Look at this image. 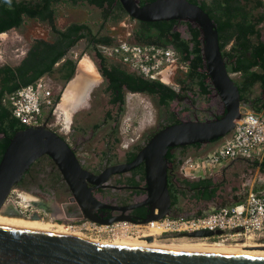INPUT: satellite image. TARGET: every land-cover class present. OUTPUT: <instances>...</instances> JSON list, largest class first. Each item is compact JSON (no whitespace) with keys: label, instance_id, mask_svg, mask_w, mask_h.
<instances>
[{"label":"water","instance_id":"obj_1","mask_svg":"<svg viewBox=\"0 0 264 264\" xmlns=\"http://www.w3.org/2000/svg\"><path fill=\"white\" fill-rule=\"evenodd\" d=\"M119 1L126 13L134 19L145 21L177 19L195 22L199 26L203 40L202 59L208 75L223 99V113L216 117L195 116L166 124L150 136L130 163L108 166L99 174L84 169L70 145L45 123L23 126L9 137V142L0 157V206L14 184L42 155H48L56 163L75 197L82 205L89 206L93 204L94 198L86 179L100 183L110 172L122 167H132L143 160L148 201L152 210L156 208L158 213L149 214L142 221L161 218L170 204L165 158L168 148L196 142L205 144L225 137L233 129L234 120L240 117V91L227 71L219 47L216 24L207 12L188 0H150L143 4L140 0ZM0 214L23 216L19 213L8 214L1 211ZM29 217L40 218L36 213ZM88 218L96 220L93 217ZM125 219L128 220L115 217L98 219V222L111 223L114 220ZM216 232L220 233L219 230ZM211 234L213 231L204 229L187 233L190 236ZM261 241L264 242V237ZM0 264H264V255L114 245L84 236L32 230L0 223Z\"/></svg>","mask_w":264,"mask_h":264},{"label":"flooded vegetation","instance_id":"obj_2","mask_svg":"<svg viewBox=\"0 0 264 264\" xmlns=\"http://www.w3.org/2000/svg\"><path fill=\"white\" fill-rule=\"evenodd\" d=\"M146 1H150V0H140V3L143 4ZM188 1L198 4L207 13L208 11H206L202 7V2H204L205 4H208L209 7L213 6L212 0H188ZM240 1L241 3L242 2L244 3L245 9L250 11L251 14L254 15L255 17H257V15L264 14V0H240ZM79 3H81L82 5L86 4V5L91 6L88 9V12H86L85 14L89 13L93 8H97L95 5L88 3L86 0H83L82 2H77V3H72L70 1L61 0L53 4L55 7V17H54L53 25H51L48 22V20H39L37 18H31L25 15L23 16L22 21L18 25L10 27V28H16L20 30L21 28H27L25 27V25H27L28 22H32L33 23L32 27L34 26V28L31 27L28 30L30 35L25 34L26 36L25 44L23 45L24 52L20 56V58L22 59V57L26 54L30 45L36 39H40V38L48 39L47 37L41 35V29H46V28L39 27L38 25L35 24L36 22L45 21L48 24L50 31L53 33V36L48 40H52V38L55 36V32H53L52 26H55L58 29H63L71 22H83L87 24L92 30L91 24L87 21V19H84L83 16L74 17L67 23L64 21L63 22L60 21V20H63L64 18L63 17L64 11L60 12L61 9L58 6L59 4H63L64 6H66V4L74 5V4H79ZM98 10H99V15H98L97 21L99 23V27L97 28V31L105 25V22L108 24H111L112 22V24H114V22L120 21V19L114 20L113 18L104 19L102 17L101 10L100 9ZM57 17L59 20V24H57ZM123 17L124 18L127 17L129 20L134 21L133 24L127 27L128 34L126 35L125 38L126 40L135 41L132 36V31H133L136 21L139 19H134L131 16H129L127 13ZM254 25H255V28L258 29V32H259V35H258L259 41H262L264 43V17H262V19L259 20V22L255 23ZM10 28L0 32V34L4 33ZM110 28L111 27L106 26L105 31L103 32H101L100 30L99 32L92 30V32L96 33L98 36L99 35H109L110 37H112L114 41L116 40L117 37L114 34V29H110ZM172 30H178L180 33V36L188 40V43L190 46L198 45L199 46L198 53L202 59L201 46H202L203 40H202L200 28L197 24H195V22L175 19V23L172 27ZM194 34H196L195 39H193ZM251 37L256 38L255 34H251ZM82 38H85V37H82ZM258 38H256V40ZM119 40H122V39H119ZM90 44L93 45L92 42H90ZM195 56H196L195 53L190 54V57H195ZM66 57L68 56H66L65 54V56L56 63V65L60 64ZM20 58L14 63H9L5 61V62H1L0 65H3L5 63H8L10 65L18 64L21 60ZM178 58H179V55L177 52H175V59L172 63H175L176 60L179 61ZM97 62H98V65H96V69L99 74L98 79L94 83L90 82L87 84V86L85 87V95H84L85 98L83 97L84 102L78 108L74 109V111L78 110L79 108L81 111L85 110L84 116L86 117L92 115L93 113H96V110L99 111L100 113L99 120L97 121L95 119L92 123H90L93 126L90 129V135H92L95 127H98V125L106 123L109 120H112L113 121L112 125H115L116 122L118 121L119 111H121L123 108L124 94L126 92H137V91H131L125 85H122L121 87L122 96H119V93H120L119 89L109 88L110 80L104 74L102 68L104 65H107V64H111V63L115 64V63L121 62L119 59L118 60L111 59L110 61L109 60L107 61L106 56H105V62H102L100 58H99V61ZM123 64L127 66L128 69L134 70L130 68L128 65H126L125 63ZM183 64L185 66V71H186L187 69L186 65L185 63ZM225 64H226V68L230 76L235 81H237V78H235L236 76L233 77V75L231 74L232 72L229 71L228 69L229 64L226 63V61H225ZM200 70L203 72L207 91H203L201 89V87L198 84L197 77L193 78L194 82L197 84V98H193L188 93H180V91H182L183 88H181L180 91H177V95L173 99L169 100L167 104H169L171 101H175V103H182V106L180 105L181 107L179 106V108L171 107L170 109L167 108L164 110V114H163L165 118L164 125L177 122L181 119L194 118L195 116L199 118L216 117V116H220L223 113V108H224L223 99L221 98L215 85L213 84L211 77L208 75L206 65L203 59H202V63L200 66ZM185 71L183 75L185 74ZM73 74H75V68H74ZM252 88H251V91L253 92ZM263 91H264V88H261V91L255 95H253L251 92L250 98H254V99L262 98ZM53 99L55 101V98ZM167 104L165 105L167 106ZM92 106H94V108ZM71 116L72 117L69 118V126L72 122L74 123L73 121L74 115H71ZM42 123H45L47 126H49L46 118H42V117L40 118L39 124H42ZM160 128L161 126L157 127L153 132L147 135L145 139H143V142L141 144H135V145L133 144L131 145L130 148L122 150L121 153H118L117 151L114 150V154H110L107 150H102L101 153L104 154L105 159H103V162H99L98 164H96V166H91V167L82 164L78 158L77 147H78V137L79 136H77V134L74 136V134L71 133L72 132L71 129H68V131L71 133L70 134L71 139L67 138L63 133L59 131H56V132L59 133L63 137V139L70 145V147L74 150L76 157L78 158L81 166L84 169L90 171L93 174H99L104 169H106V167L108 166L130 163L134 159L136 154L138 153L139 149L150 138V136L156 130ZM80 137L84 138V135H81ZM74 139H77V140L72 141ZM178 146H183V145H175L172 147H176L175 148L176 150L171 149V153L174 154L176 159H178L176 157V153L178 152L177 149H181ZM119 154H122V155H119ZM113 156H114V159L112 158ZM39 158H41V156ZM39 158H37L35 161L39 160ZM165 158H166V155H165ZM239 158L250 160V158H253V157H239ZM50 160L55 165L54 166L55 172L51 171L49 174L50 176L46 178L47 180H43V182L39 183L38 181H36L35 174L34 175L32 174L31 172L32 169L30 170V168H28V170L24 172L20 180L13 186L14 188L18 185L22 187V186H25V184H34L36 185L38 189H40L38 190L40 192L36 191L34 193L35 194L33 196L34 198L32 197L33 198L32 201H30L27 204L28 207L23 209L18 201L14 202L12 199H9L7 197L6 200L3 202V204L0 206L1 212L8 213V214L19 213L20 215H23L22 216L23 218H30L29 217L30 215H32L33 213H36L38 214V216H40L38 221L50 220L52 223H55V224L64 223L68 225L77 224L79 223V220H82V219H86V218L90 219L88 217H93L94 219H96L94 221H97V222H98V219L105 220V219H111L115 217H123V218H127L128 221L140 222L147 215L158 213V210L156 208L152 210L151 204L148 201L149 195H148V190H147V182L145 178V164L143 160L138 162L136 165L132 167H122L121 169L110 172L107 178L100 183H94L86 179L87 186L90 188L91 195L94 198V202L90 206L86 204L82 205L80 203V201L73 194V191L69 187L66 180L63 178L56 163L51 158ZM172 167L174 168L173 170H175L177 174L183 175L181 172L180 166L175 165L172 161H169V162L167 161V178H168V173L172 172ZM179 167H180V170H179ZM224 172L225 171L222 172L223 176L225 175ZM223 176L218 181L220 183L219 187L222 185L220 181L223 180ZM238 188L240 190H244L245 184L244 183L240 184ZM218 189L216 190L215 196H213L212 198H201V199H198L196 196H191V195L183 196L179 193L177 197L175 198V200H173L171 193L169 191L170 204H169L167 211L162 217L167 216L170 218H178L181 216L187 217V216L196 215L197 213L200 214L212 207H215V208L218 207L219 204H225L228 202L231 203L240 196V194L232 193V192H228L226 193V195H222L223 192L218 193ZM233 189H236V187H233ZM255 189L257 191H260V192L262 191V193H264V182L256 181ZM10 194H11V191L9 195ZM27 199L28 198H26L25 200ZM0 223L7 224V225H13V226L23 224V222H21L17 217L2 216V215H0ZM169 236L183 237V236H186V234L182 231L162 234L160 235V237H167V238H164V239L160 238L159 241L162 242L161 239L163 240L174 239V238H168ZM153 239L154 238L152 237V240ZM130 240L136 241L135 239H130ZM136 243L138 242L136 241ZM162 243H165V242H162ZM178 243H168V244H177V245L181 244L182 245L181 248L184 251H187V250L191 251L189 249L194 248V246H202V245L189 244L187 241H180ZM215 246L223 247L224 245L216 244Z\"/></svg>","mask_w":264,"mask_h":264},{"label":"trees","instance_id":"obj_3","mask_svg":"<svg viewBox=\"0 0 264 264\" xmlns=\"http://www.w3.org/2000/svg\"><path fill=\"white\" fill-rule=\"evenodd\" d=\"M59 1L61 0H0V32L18 25L25 15L39 20H48L53 25L55 17L53 4ZM63 1L77 3L83 0ZM86 1L98 7L104 19L113 18L114 20H119L126 15L119 0ZM212 1V7H209L204 2H202V7L208 11L216 23L221 53L226 63L229 64V71L239 73V79L235 82L240 91L241 99L250 103V107L255 111H259L264 107V91L263 97L260 99L250 98V95L252 92L251 88L255 83L264 88V43L259 41V32L254 25L264 17V14L255 17L250 11L245 9L244 3H241L240 0ZM174 23L175 19L137 20L132 36L135 42L141 44L172 47L179 55V62L185 63L187 68L185 74L179 78V81L183 84L186 80H192L197 77L201 89L207 91L204 75L200 70L202 59L198 53L199 46H190L188 40L182 38L178 30H172ZM52 28L53 32H55L52 40L36 39L18 64L10 65L5 63L0 65V157L9 142V137L17 129L24 126L12 115L6 99L7 95L18 87L35 81L45 73L50 74L56 68L60 72V78L68 80L72 77L75 68V60L73 58L66 57L58 66L56 63L82 37L93 43L96 55L102 62H105V56L97 48V45H110L113 43L112 37L109 35L98 36L83 22H71L63 29H58L55 26H52ZM251 34H255L258 39L252 38ZM195 35L193 39L196 38ZM191 53H195L196 56L190 57ZM102 70L110 80L109 88L119 89V96H122V85H125L131 91L154 94L158 97V101L161 104H167L169 100L177 95V90L172 85L157 78L145 77L136 70L128 69L121 62L104 65ZM58 98L59 96L56 95L55 99ZM188 146L198 148L201 143L196 142L178 147L185 149ZM175 148H168L166 160L168 162L172 161L179 166L182 159H176L174 154L171 153V149ZM44 158H47L52 166H55L47 155H43L30 165L31 172L33 170L35 173L39 171L40 168H35L34 166H40L38 163L41 162L40 159ZM255 162L264 168V157L260 161L255 158ZM173 169L172 167V172L168 173L167 178L168 189L173 200L179 193L183 196H196L198 199L215 196L220 183L214 180L211 175L192 178L179 175ZM34 172H32L33 175L35 174Z\"/></svg>","mask_w":264,"mask_h":264},{"label":"rangeland","instance_id":"obj_4","mask_svg":"<svg viewBox=\"0 0 264 264\" xmlns=\"http://www.w3.org/2000/svg\"><path fill=\"white\" fill-rule=\"evenodd\" d=\"M61 11H64V18L60 20L61 22H68L74 17L83 16L84 19L91 24L92 30L97 31L99 27V23L97 21L99 15V8H93L89 13L88 9L91 7L89 5H82L79 4H70L64 6L63 4L58 5ZM78 12V13H77ZM75 13V14H74ZM74 14V15H73ZM80 18V17H79ZM134 21L129 20L127 17L120 19V21L114 22V24H108L105 22V25L99 29L101 32L105 31L106 26L111 27L110 29H114V34L118 38L113 41V43H117L122 39L126 40V35L128 34V28ZM41 28V35L50 39L53 36V33L50 31L48 24L45 21L36 22ZM57 24H59V20L57 17ZM33 25L32 22H28L25 27L21 28L20 30L16 28H10L9 30L5 31L4 33L0 34V63L1 62H9L14 63L17 61L20 56L23 54V45L25 44V34L30 35L28 32L29 28ZM34 28V26L32 27ZM99 30L97 32H99ZM130 41V40H127ZM132 41V40H131ZM97 48L102 52L103 55L106 56L107 61L111 59L118 60L117 57L109 54L107 50H103L101 45H97ZM89 57L96 65H98L99 57L96 55V49L90 42L87 41L85 38L79 39L66 53V56L71 57L75 60L76 64L78 60L82 56ZM92 63V64H93ZM58 66V65H57ZM94 66V65H93ZM95 68V67H94ZM57 69V68H56ZM54 70L50 74L45 73L43 77L47 80L51 91L52 97L56 98V95L59 96L58 99H55V104L53 106H42V118H46L47 123L51 129L54 131H59L63 133L67 138L71 139L70 134L73 133L74 136L77 134L78 137V147L77 153L78 158L82 164L86 166H96L99 162H103L104 154L101 153L102 150H107L110 154H114V150L118 153H121L122 150L130 148L131 145L141 144L143 139L151 132H153L157 127L162 126L165 123V118L163 116L165 109L172 108H179L182 106V103H175V101H171L167 106L165 104H161L158 101V97L154 94H150L147 92H126L124 94V103L123 108L119 111L118 121L115 125H112V120H109L106 123L98 125L93 130L92 135H90V129L93 127L90 123H92L95 119L98 121L100 118L99 111L96 110V113L86 117L85 110L81 111L80 108L71 112V115H74L73 121L69 126V119H66L62 109L58 108V103L60 102V98L62 96V92L65 89L67 83L70 81L64 80L60 78V72ZM96 69V68H95ZM185 71V66L182 62L175 61L169 65L162 73L164 82L172 85L177 91L180 93H188L193 98H197V84L194 80H186L183 84L179 81V78L182 77ZM76 73V70H75ZM234 76L233 73H231ZM75 74L72 76L74 77ZM169 75V76H168ZM99 74L96 73V77L98 79ZM71 77V80L73 79ZM90 77V76H89ZM171 77V79H170ZM85 78V77H80ZM237 78V76L235 77ZM181 86V87H180ZM252 94L255 95L261 91V87L258 83H255L252 88ZM99 104V102H98ZM180 106V107H181ZM94 108V106H92ZM253 110L250 107L248 102L241 101V111L243 110ZM72 117V116H70ZM66 119V120H65ZM73 128V129H72ZM71 129V133L68 131ZM84 135V138L80 137ZM74 139L72 141H75ZM176 150V149H175ZM176 157L182 159L180 163V167L183 161L188 157H193L191 155L193 152L190 147H186L185 149H177ZM122 155V154H119ZM114 159V156L112 157ZM257 159V158H256ZM102 160V161H101ZM233 160V159H232ZM231 161V160H230ZM225 163L222 168L218 170L212 171L206 175H211L214 180L219 181L223 176V171H225V177L223 176V180L220 182L222 185L218 189V193H222V195H226L228 192L240 194V198L245 195V193L249 190H255V183L256 181H263L264 182V168H260L258 163L255 162V158H250V160L241 159V158H234L233 161ZM258 161H260L258 159ZM40 166H34L35 168H40L37 173H35L36 181L43 182V180H47L46 178L50 176V172L54 171L55 168L49 162L47 158L41 160L38 163ZM37 164V165H38ZM179 167V170H180ZM38 170V169H37ZM244 183L245 188L244 190H240L238 186ZM236 187V189H233ZM36 185L34 184H25V186L20 187L19 185L14 187L11 190V194L8 196L9 199H12L14 202H19L23 209L27 208V204L32 201V196H34L35 192L38 191ZM221 191V192H220ZM260 192V191H257ZM217 193V194H218ZM262 193V191L260 192ZM30 194V195H29ZM264 195V193H262ZM24 198H28L25 200ZM225 203V204H229ZM224 204H219V206ZM47 222V220H45ZM54 227V226H53ZM85 234V233H84ZM87 237V236H84ZM160 238H167V237H160ZM89 238V237H88ZM168 238H174L170 240H162L165 243H178L180 241H187L189 244L194 243V241L198 239V241L213 243V242H221L226 245H235L237 243L249 242L252 241L253 243H259L261 239H248L244 240H230L227 239L225 241L214 240L213 238L203 239V238H190V237H176V236H169ZM178 238V239H177ZM111 238L109 237H102L99 241H108L110 242ZM134 239V237L125 238L124 240ZM123 240V239H122ZM119 241V240H118ZM135 242V241H134Z\"/></svg>","mask_w":264,"mask_h":264},{"label":"built area","instance_id":"obj_5","mask_svg":"<svg viewBox=\"0 0 264 264\" xmlns=\"http://www.w3.org/2000/svg\"><path fill=\"white\" fill-rule=\"evenodd\" d=\"M101 46L103 50H107L109 54L143 76L162 81H165L163 71L175 59V51L170 46L141 44L127 40ZM6 99L12 115L24 126L39 124L42 106L55 104L51 88L43 76L18 87L9 93ZM238 157L257 159L264 157V114L248 109L241 111L240 117L234 120L233 129L224 140L215 149L202 156L186 158L181 165V172L186 177L206 175ZM153 222H158L162 226L157 234L149 230ZM69 225L81 233L98 239L113 238L123 234H145L143 237L149 235L154 237L180 231L190 238H213L219 241L261 239L264 237V195L249 190L239 200L187 217L165 216L146 222L114 220L111 223H100L86 218L79 220L77 224ZM201 229L211 230L213 234L187 235ZM217 230L220 233H217Z\"/></svg>","mask_w":264,"mask_h":264},{"label":"bare ground","instance_id":"obj_6","mask_svg":"<svg viewBox=\"0 0 264 264\" xmlns=\"http://www.w3.org/2000/svg\"><path fill=\"white\" fill-rule=\"evenodd\" d=\"M94 66H95V64H94ZM94 66L88 57L83 56L77 64V72L76 73L80 77H89V76L90 77H96V70H95ZM79 78L77 77V79H79ZM77 82H78V80H77ZM73 83H76V82H73ZM77 86L78 85H76L75 87H77ZM64 115H65V113H64ZM31 197H33V196L31 195ZM24 199H26V198H24ZM0 215H2V214H0ZM2 216H14V215H2ZM14 217H17L21 222H23L22 225H15L17 227L32 229V230H39V231H51V232L78 235V236H87L91 239L101 240L98 238L88 236L84 233H81L68 224H64V223L55 224V223H52L50 220L45 222V221H38L39 219L23 218L20 216H14ZM161 229H162V226L158 222H153L150 224L149 230L151 232H154L157 234L161 231ZM144 235L145 234H143V235H125V234H123V235H119V236L111 238L110 242H108V241H101V242L108 243V244H114V245L156 246V247L167 248V249L182 250L181 244L180 245L168 244V243L166 244V243L160 242L159 238L156 235L153 237L154 238L153 240H152V238L147 239L146 237H143ZM129 237H134V239L138 243H136V241L134 242V241H131L129 239L124 240L125 238H129ZM196 239H198V238H196ZM198 240H202V239H198ZM198 240L194 241V243H192V244L202 245V246H194V248L189 249V250L198 251V252L220 253V254H222V253H242V254L264 255V242H262V241H259L260 244L259 243L255 244L252 241L247 242L246 240H244L246 242L237 243L235 245H226V244L221 243V242L207 243V242H202V241H198ZM220 241H222V240H220ZM216 244H218V245L223 244L224 246L223 247L215 246Z\"/></svg>","mask_w":264,"mask_h":264},{"label":"crops","instance_id":"obj_7","mask_svg":"<svg viewBox=\"0 0 264 264\" xmlns=\"http://www.w3.org/2000/svg\"><path fill=\"white\" fill-rule=\"evenodd\" d=\"M84 56V55H83ZM82 56V57H83ZM78 60V62L81 60V58ZM89 58V57H88ZM21 59V58H20ZM90 59V58H89ZM91 60V59H90ZM92 61V60H91ZM17 63V62H16ZM93 63V62H92ZM78 64V63H77ZM94 65V63H93ZM96 68V66H94ZM97 74H98V71L97 69H95ZM76 72H77V66H76ZM234 75L237 76V79H239V74L238 72H232ZM43 76V75H42ZM79 78L80 76H78L77 73H75L74 77L72 80H70L65 89L63 90L62 92V96L60 98V102L58 103V108L62 109L63 113H65V117L66 119H69L70 116H71V112L74 111L75 108H78L83 102V97L85 95V87L87 86L88 83L92 82L94 83L97 78H92V77H85V78H79L77 79V77ZM78 80V82H77ZM73 82H76V83H73ZM74 85V86H73ZM76 85H78L77 87H75ZM77 90H76V89ZM70 91V92H69ZM67 93V94H66ZM66 95V96H65ZM69 98V99H68ZM85 98V97H84ZM250 104V103H249ZM255 106V105H254ZM260 114H264V107L259 110V111H256ZM228 135V134H227ZM226 135V136H227ZM225 137H220L218 139H215L213 141H210V142H207L205 144H201L200 147L196 148V147H192L190 146V149L192 150V154L193 157L195 156H202L204 154H206L208 151L212 150V149H215L223 140H224ZM239 158V157H238ZM234 160V159H233ZM231 159V161H233ZM261 160V159H259ZM230 161V162H231ZM229 162V161H228ZM259 165V164H258ZM222 168V167H220ZM218 170V169H217ZM240 198V196L238 197ZM237 200V199H236ZM235 201V200H234Z\"/></svg>","mask_w":264,"mask_h":264}]
</instances>
